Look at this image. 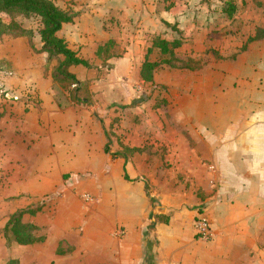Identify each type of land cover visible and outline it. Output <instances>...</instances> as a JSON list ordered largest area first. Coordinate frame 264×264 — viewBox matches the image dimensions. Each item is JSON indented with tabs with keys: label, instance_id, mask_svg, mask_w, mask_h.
<instances>
[{
	"label": "crops",
	"instance_id": "crops-1",
	"mask_svg": "<svg viewBox=\"0 0 264 264\" xmlns=\"http://www.w3.org/2000/svg\"><path fill=\"white\" fill-rule=\"evenodd\" d=\"M217 1L222 12L224 2ZM260 1L261 6L254 0H237L238 11L232 18L222 12L230 22L248 16L252 25L239 31L244 39L236 45L210 41L209 48H216L222 57L210 51L197 67L158 68L151 81L142 78L141 70L147 59L156 62L164 57L154 45L156 37L143 42V56L134 42L132 50L128 47L119 56L116 38H105L104 31L92 25L98 13L73 15L58 36L91 67L72 65L69 70L88 83L98 77L95 74L103 64H109L113 77L101 74L104 84L110 76V90L99 93L94 85L92 103L65 108L54 97L52 73L59 59L48 60L41 36L36 33L32 41L27 36L0 37L24 42L31 57L24 56L20 65L12 61L15 78L7 73L6 83L16 89L37 82L40 95L37 108L23 110L28 123L23 135L14 132L2 143L0 168L16 183L18 193L37 197V203L39 197L60 193L61 214L50 224L63 227L67 234L55 238L56 244L65 246L47 253L49 264H264V35L251 39L264 31V0ZM109 2L122 3L126 9L125 4L136 0ZM172 2L160 17L171 20L176 14L180 21L197 17L200 10L188 11L186 2L211 15L217 12L209 0ZM252 4L254 13L248 12ZM151 16L159 19L157 14ZM199 19L203 16L191 31L178 25L179 36H161L183 40L174 50L176 56L187 51L194 57L203 55L206 46L195 37L214 29L208 28V22L204 27ZM140 83L158 86L153 100L164 99L161 106H165L131 105L136 109L121 115L122 123L116 124L109 141L105 126L118 113H108L107 104H130L138 96L133 86ZM10 110L0 114V129L6 130L9 119L10 125L19 121L22 108L15 104ZM86 193L95 200L85 202L81 195ZM201 205L208 207L212 221L209 241L196 237L195 218ZM37 207V213L23 217L30 222L26 215L42 214L45 203L14 212ZM33 223L40 226L35 219ZM78 227L86 234L69 236ZM45 239L22 245L37 246Z\"/></svg>",
	"mask_w": 264,
	"mask_h": 264
},
{
	"label": "rangeland",
	"instance_id": "rangeland-1",
	"mask_svg": "<svg viewBox=\"0 0 264 264\" xmlns=\"http://www.w3.org/2000/svg\"><path fill=\"white\" fill-rule=\"evenodd\" d=\"M54 1L56 2V4H58L63 9H66L70 14L74 16H80L83 13H93L94 15L98 13L99 16L91 20L92 25L96 30H103L105 38H116V42L118 43L115 51L116 54H118L119 56L122 55L128 47L131 48L133 42L135 43L136 47L140 49L139 56H143L142 52L144 51L146 45L145 47L142 45L146 39L147 42L150 40L151 37H156V39H159L161 38V36H166L172 39L173 37L180 35L178 32L179 27L182 26L185 31L186 29H189V31H191L190 29L192 27V24L196 22V20L200 16H203V20L201 21L200 18L199 22H203L202 25L204 27L206 26V22H208V28L210 29V27H213L214 29L213 31L210 30L211 32L206 36L195 37L199 39V43L202 40L203 45L206 46L203 55L199 57H194L193 55H191L190 51H187L186 53L182 52L181 56L177 55V58L175 60L173 59L172 67H197L200 65L201 61L207 59V55L211 52L215 54V56H218L217 58L222 57V55L219 54L220 52L216 48H209V45L212 44L210 41L213 42V45L224 43H232L233 45H236L244 39V36H241L239 34V31H242V29L252 26L249 20L247 21V19H250L248 18V16H246V20L235 19L233 22L228 21L230 19H227L224 14H222V4L217 3V0H209L211 6H214L215 10H217V12H213V15H211L210 11H207L206 9H195L196 6H198V4L196 3L190 4L189 2H186L185 6L188 5V11L191 12L193 10H200L198 11L200 12V14H198V16L195 18L190 15L191 17L189 19H186L185 21L177 20L178 18L176 14L172 15L173 19L171 20H166L165 18L160 17V14L164 13V10H166V8L171 5L170 3H173L172 0H136L135 4H125L126 6H128L126 9L122 8L124 6L122 3L114 2L111 4L109 2L111 0H107L105 3L102 0ZM205 1L207 0H203V3ZM203 5L204 4H200V6ZM205 6L207 8L206 4ZM134 7H137L138 10H132V8ZM254 7L255 6L252 4L248 12L254 13V11L256 10L254 9ZM218 9L220 11H218ZM103 12H105L106 14H102ZM108 13L111 14V16H109ZM150 14H157V16H159V19H153L152 16L150 17ZM248 14L250 13H247V15ZM164 15L166 16V14ZM0 17L4 20L5 23H9L11 21V17L4 12H0ZM16 20L27 29L37 30L40 27V18L36 16L25 17L18 15L16 17ZM178 25L179 27H177ZM105 32H107L108 35H106ZM187 38L191 39L193 37L189 36ZM191 40L188 42L190 43ZM19 41L20 40H17L12 37L0 38V114H8L9 111H11L10 108L13 107L15 104L19 105L22 108V113L19 118V121H17V124L12 123L10 125L11 120L9 119L7 122L8 124L6 125V130L0 129V150L2 148V143L4 142V140L12 138L11 136L15 133L17 134V137L18 135H23L25 131V125L27 124L28 126V123L25 124L26 119H24L23 114V110L25 109V107H29V109L31 107L37 108L40 103V95L37 82H30L22 86L18 85L19 87H16V89H14L13 86H10V84L6 83L5 77L7 76V73L10 74V77L15 78V68L12 69L10 67L11 63L13 64L14 62L20 65L24 56L25 59L31 58L30 56L26 55L23 49L25 43ZM168 57H170V55ZM103 65L104 67L99 69L98 73H91V75L95 74L98 76L90 79L91 85L90 82L87 83L91 86L90 91L92 97L94 94V99H96V91L94 85H97L99 87V93L104 91L105 89H107L108 91L110 90V76H106L105 78L106 81H108L107 84H104L102 82L104 78L100 76L101 74L106 73H109L111 75L112 73L111 71H109L111 68L108 67L109 64ZM165 68H167V65L161 67V69ZM131 74L132 76L135 75L133 69H131ZM16 82L17 81L14 80V83ZM120 87L121 86L118 85L114 88V90L118 92L121 89ZM158 89L159 87H155L154 85L144 87L141 83L136 84L133 86V91H135L138 96L136 100H132V104H122L118 102L107 104L109 105V107L107 108L108 113H110L111 111L118 113V115H112L111 118H109L111 119L110 123L105 126L107 128L106 131L108 132V136H110L109 141L113 140L112 137L115 134L113 131L116 128V124L118 123L120 125L122 123L123 117H121V115L125 117L126 111L131 110L130 108H134V110L136 109L135 107H131V105L135 106L139 104V107L141 109H144L143 105L147 103H150L148 105L152 108L160 107L163 103L165 104L164 99L156 98L153 100L154 94ZM83 93H86V91ZM3 158L4 155L0 154V160H2ZM26 166V164L22 165V167ZM3 169L4 168H0V264H49L46 260L49 255L47 253L49 251H53L54 248H57V246L58 251H62L65 246L62 242L59 245L56 244L55 238L63 237L64 235H66V230H64L61 226L55 227L50 224V220L55 219L56 217L59 218L61 214V212H58L57 209L58 198L60 199L61 195L60 193H55L54 195H45L39 197L40 201L37 203V197H33L25 193H18L17 190L14 188V185L16 183H13V181L10 179V175L6 174ZM22 175L23 174L20 171L19 176L21 177ZM89 195L90 198L92 197L91 200H88L83 195H81V198L85 202L94 201L95 197L91 194ZM40 203L46 204V210L42 212V214H39L37 216L38 218L36 216H34V218L31 215H26L25 221H30V223H33L35 219V221L40 224V226H37V236L40 238L38 241L46 237V239H48L47 242L36 246L22 245L17 242L9 241L6 235H4L1 231L9 215L19 208L25 207L27 205L36 206ZM73 229L76 232L70 233L69 236H84L86 234V230L84 228L79 229L78 227ZM37 259H39V263L37 262Z\"/></svg>",
	"mask_w": 264,
	"mask_h": 264
},
{
	"label": "trees",
	"instance_id": "trees-1",
	"mask_svg": "<svg viewBox=\"0 0 264 264\" xmlns=\"http://www.w3.org/2000/svg\"><path fill=\"white\" fill-rule=\"evenodd\" d=\"M221 1L224 2L222 12L232 18L238 11L237 0ZM254 2L258 6L262 5L260 0H254ZM0 12H4L11 17L9 23H5L0 17V37L4 35L14 37L27 36L32 41L33 36L37 33L41 36L43 41L42 51L48 54V60L59 59L58 64L53 70L52 77L54 81V97L60 108H65L74 103H92L88 84L80 81L69 70L72 65L91 67V64L86 59L80 57L77 52L73 51L64 38L58 36V31L62 28L63 24L73 20L72 14L56 4L54 0H0ZM18 15L40 18V27L36 31L34 29H27L16 20ZM263 35L264 31L260 30L251 39L253 40ZM182 43L183 40L181 38H176L172 41L162 38L156 39L154 45L161 49L164 57L156 62H151L147 59L142 66V78L145 81H151L156 69L165 65L173 66V59L177 58L174 50L180 47ZM169 55L170 57H168ZM85 91L86 93H83ZM39 210L40 207L26 208L14 212L10 215L4 228L1 230L2 233L11 242L31 244L38 241L40 238L37 236V225L24 222L23 217L27 213L35 214Z\"/></svg>",
	"mask_w": 264,
	"mask_h": 264
},
{
	"label": "built area",
	"instance_id": "built-area-1",
	"mask_svg": "<svg viewBox=\"0 0 264 264\" xmlns=\"http://www.w3.org/2000/svg\"><path fill=\"white\" fill-rule=\"evenodd\" d=\"M85 198L91 200L89 194L84 195ZM196 237L202 241H209L213 236L212 221L208 207L200 206L197 210L195 218ZM123 230H118V234H123Z\"/></svg>",
	"mask_w": 264,
	"mask_h": 264
}]
</instances>
